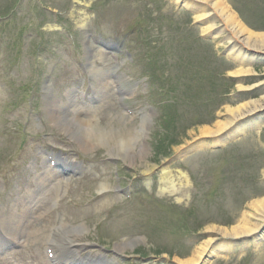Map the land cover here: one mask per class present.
<instances>
[{
    "label": "rangeland",
    "instance_id": "obj_1",
    "mask_svg": "<svg viewBox=\"0 0 264 264\" xmlns=\"http://www.w3.org/2000/svg\"><path fill=\"white\" fill-rule=\"evenodd\" d=\"M224 1L246 28L264 33L262 31L264 30V0ZM154 9L156 12L153 11ZM81 19L84 21L81 22ZM53 21L62 24L67 28V32L48 29ZM193 22V15L183 8L178 9L177 5L169 0H77L76 4L73 0H0V210L1 207L8 210L11 206V195H8L7 190L9 186L11 189L15 187L14 179L17 180L21 171L16 162L23 157L35 155L32 148L28 149L25 145L19 146L18 138L23 140L25 137L27 142L34 146L43 142L66 146V149L72 150L73 154L79 155L84 163L94 164L92 170L96 176L88 177L84 174L81 178L70 181L66 187L60 185L59 194L62 196V202L49 215L52 226L61 223L80 228L76 238L78 242H88L87 244L92 245L91 242L97 241L99 244H96L103 243L109 249L116 251H120L123 245L122 250L127 255L141 253L145 257H154L151 251H155L165 253L176 260L174 256L180 259L195 254L199 246L196 243L189 244L181 237L187 238L189 234L180 231L179 225L170 217L173 214L171 211L169 218L157 216L164 210L163 206L167 207L169 204L182 208L181 206L188 204L191 199L192 215L212 212L214 214L216 210L222 208L223 215L220 220L212 221L197 231L198 241L202 236L201 233L206 232L207 229L212 227L229 229L241 220L248 209L251 212V203L264 198V183L258 186L253 183L257 175L264 176V127L247 133L232 152L225 154V163L231 161L238 164L236 172L241 175V179L239 176L229 174L231 170L226 169L223 176L226 177L227 182L223 186V192L218 193L217 191L222 190H217L215 187V190L210 191L211 186L207 185L210 182L206 179L205 167L201 166L205 161L209 162L206 166H213L212 164H219V160L216 161L211 159V156L195 151L194 143H197V140L192 141L199 136L198 129L204 126L201 124L187 129L186 133H182L183 141L181 137H176L175 142H168L170 133L159 129V125H155L156 115L148 111L141 112V109L145 107L142 97L154 94L153 90H149L148 82L140 79L142 76L137 77L138 87L133 97L132 89H129L127 93V102L132 108L133 115L123 113L110 100L104 107L103 113L96 116L95 122H86L84 128H78V130L70 128L72 133L66 132V126L52 118L43 100L42 88L46 80L52 83V101L58 98L64 101L65 98L62 95L65 90L72 88L77 82L75 67H78L82 59H85L84 47L92 48L86 36H91L94 41L118 36V40L126 42L129 49L135 46L142 47L140 54L133 52L138 59L144 60L143 56L153 52L154 49H158L157 52L160 55H166L164 59L168 62V68L177 81L178 74L183 68L174 57L177 56L176 59L181 63L184 58L182 55L188 56L193 62L200 60L201 70L208 72L206 76H212L213 72L211 81L214 84H212L211 95L220 96L218 100L222 101L220 105L223 106L213 108L205 117L209 121L203 124L217 123L216 121L227 114L224 109L226 105L236 108L250 101L249 88L254 86L255 82H250L249 85V81L255 78H249V76L236 78L232 75L239 68H248L249 64L235 65L230 62L229 56L227 60H221L220 64L214 61V50H217V47L218 50H223L228 47L227 43L222 39L221 34H218L211 38L210 46L201 44L196 36L208 35L204 31L206 23L196 26ZM214 25L217 27L218 23L214 22ZM219 30L220 27H217L214 31L220 33ZM92 33L94 35H91ZM190 48L193 54H190ZM92 51L96 54L95 49ZM207 57L211 61L204 64L203 59ZM41 58H45L46 62L41 61ZM109 64L110 62L107 63ZM260 65L250 66L258 78L264 75V63ZM258 67H261L260 71L257 70ZM138 70L141 73V66ZM223 75H226V78L230 79L229 82L233 83L230 98L225 95L229 93L230 83L226 78L223 79ZM123 86L128 88V85ZM239 87L241 91L238 92ZM22 88L26 91V93L22 92L24 98L17 105L11 103L19 99ZM145 91L148 92L146 95ZM252 98L259 97L252 96ZM191 106L189 103L187 109L189 110ZM149 113H151L152 122L148 124L144 132L138 133L135 143L133 146L131 143L129 148L132 157L130 160L134 159L131 161L136 167H134L135 171L116 170L115 164H118L120 160L108 155L111 149L117 155L113 146L114 139L111 140V138L116 136L127 138V134L134 135L142 125L141 116ZM65 115L62 114V116ZM83 134H88L87 138ZM78 139H81L82 143L78 142ZM157 142H162L165 149L159 150L155 145ZM85 144L88 145V149L83 147ZM18 146L24 147L22 151ZM202 157L207 158L204 160L205 158ZM125 158L127 166L129 165L128 157L125 156ZM146 166L157 167L161 174L162 170H166L172 173L173 177H176L177 170H185L192 179L191 183L194 187L190 190L182 187L173 195H160L158 194L161 187L158 183L159 175L156 174V170H152V176L157 180V185H153L152 191V197L155 199L146 198L144 189L141 187L143 183L141 171ZM115 172H124L137 179L134 186L126 187V189L131 188L132 201H125L119 193H115L117 186L113 176ZM101 183H106L107 188L99 189ZM18 186L22 187L19 183ZM6 193L7 196H5ZM138 202H142L143 205L148 202L149 209L144 210V207H141L142 204L139 207L134 205ZM171 206H168L169 210ZM151 208L157 209L156 212L153 211L150 214ZM218 216L217 214L216 218ZM144 222L147 223V231L142 234L140 226ZM130 237H134L131 239L141 237L142 241L129 246L126 243L131 242L128 239ZM174 241L175 245L171 243ZM179 243L183 246H178ZM147 244L150 250L147 249ZM263 258L264 250H260L259 255L255 257L256 264H264ZM123 263L130 262L124 260ZM135 263L138 262L135 261ZM135 263L131 262V264Z\"/></svg>",
    "mask_w": 264,
    "mask_h": 264
},
{
    "label": "bare ground",
    "instance_id": "obj_2",
    "mask_svg": "<svg viewBox=\"0 0 264 264\" xmlns=\"http://www.w3.org/2000/svg\"><path fill=\"white\" fill-rule=\"evenodd\" d=\"M181 1L180 3H183L186 7L190 6L192 10L195 8L200 10L199 15L195 17L196 21H203L206 18H212V20H218L219 23L221 24L222 30L221 32L226 33L225 37L228 40V42H233L230 45L231 51L236 54L237 56L243 55L242 50L245 49L247 51L252 50L254 53H259L262 52L264 53V33H259V32H253L251 30H248L242 22L237 18L235 13L230 9V7L225 3L224 0H174V2ZM212 23H209L207 27L204 29L205 32L211 33L213 30ZM237 40L240 42L239 45L236 44ZM242 61H239L241 63ZM244 62V61H243ZM250 73L249 69H238L237 71L233 72L232 74L235 76H242V75H248ZM92 74L96 80H98V77H101L98 72L92 71ZM64 106L61 105H55L52 104L50 106V112L52 114V118L56 120H62L67 127V131H69L70 128L77 129L78 128H84L86 122L81 121L77 117L74 116H69L70 118H65L62 116L64 114L62 112ZM264 113V95L261 96L256 101H250L240 107L236 108H226V118L224 119L225 121H220L215 123L214 129L211 128H203L199 131L200 136H214L218 135L221 132L227 130V127L231 125L234 121L237 119H241L243 117H248L249 115L258 112ZM52 119V120H53ZM54 121V120H53ZM248 124V123H247ZM251 125V123H249ZM261 125V122L257 124V126ZM76 130V131H77ZM143 127L141 126L138 131L135 132L134 135L132 134H127V138H122V136H116L115 138H111L113 140V143L115 146V150L117 152V156L121 157L125 162L126 157H128V164L132 166L133 168L135 165H133V162L130 160V152L129 148H131V143L132 146L135 143L138 133L142 132ZM84 135V134H83ZM88 134H85L84 137L87 138ZM82 139V138H81ZM78 139V142L82 140ZM110 140V141H111ZM83 147L87 148L88 145L85 144ZM88 149V148H87ZM139 155V153H138ZM140 156V155H139ZM138 156V158H140ZM132 158V157H131ZM136 168V167H135ZM154 168V167H153ZM150 166H146L147 169L144 171H141L142 174H147L149 173L152 169ZM50 176V175H49ZM51 177V176H50ZM49 177L44 176L43 180H46ZM173 179L171 175L165 174L161 178V183L164 189L166 187L171 189V187L175 186L173 184ZM106 186H102L101 189H105ZM41 206V205H40ZM249 208V207H248ZM38 210V208H36ZM250 211L249 209L246 211L245 214L242 215L241 220L239 222L230 227L229 229L227 228H215L212 227L208 230V232H213L214 234H219L220 236H225L229 238H237V237H242V236H248L252 233H254L256 230L259 229V227L262 225V222H264V198L260 199L259 201L254 202L253 204L250 205ZM36 211H34L33 216L30 218V220L35 216ZM13 218L11 216L9 217H2L0 216V227L4 229L3 231L9 230L11 232V235H14L13 237H24L26 234V231H28L27 226H23V230H19L18 227L19 225H12L13 223ZM19 223V222H17ZM18 229L15 232L14 229ZM79 229V228H78ZM73 230L69 229L67 225L61 224L58 228H54L52 237L49 236L48 242L52 243L55 247V249H61V250H66L68 255L73 256L74 251L76 253L77 251V246L74 244V241L71 237V234H73ZM66 233V234H65ZM209 240L205 244L199 247L200 253L197 254L196 256L192 257L191 259H188L186 261H182L181 264H197L200 257L202 256L201 254L205 253V251H209Z\"/></svg>",
    "mask_w": 264,
    "mask_h": 264
}]
</instances>
